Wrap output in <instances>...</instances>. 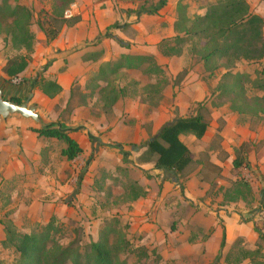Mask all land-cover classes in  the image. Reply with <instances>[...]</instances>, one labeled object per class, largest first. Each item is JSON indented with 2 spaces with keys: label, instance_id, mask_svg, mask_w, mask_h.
I'll list each match as a JSON object with an SVG mask.
<instances>
[{
  "label": "crops",
  "instance_id": "0c3cea01",
  "mask_svg": "<svg viewBox=\"0 0 264 264\" xmlns=\"http://www.w3.org/2000/svg\"><path fill=\"white\" fill-rule=\"evenodd\" d=\"M117 1L77 0L71 12L80 18V22L71 28H63L56 40H46L31 68L34 70L39 61L50 62L44 78L61 88V92L52 97L54 99L36 88L40 90L36 97L44 96L45 106L53 102L51 105L56 107L64 100L56 114L49 107L46 111H38L47 125H58L56 121L72 103L74 87L77 86L86 97L82 104L74 103L69 122L61 124L84 150L80 158L68 162L61 156L65 145L55 139L39 138L32 131L38 128L27 122L30 120L0 117V219L8 217V224H13L19 233L30 234L34 223L46 225L55 217L65 221L64 218L73 213L81 224L91 226L98 238L100 226L105 225L104 219H119L128 226V239L137 238V247L155 252L161 257L162 264H182L195 258L211 264L237 242H242V246L252 252L259 239L251 220L253 212L244 199H225V195L241 179L238 174L241 169L234 167L239 154L257 175L254 182L249 183L252 192L263 186L264 159L259 161L260 168H256L252 165L255 158L252 159L250 152H241L245 145L255 143L257 135L238 133V129L236 133H227L232 129L230 125L224 133H212L209 126L200 140L192 134L182 135L180 140L188 148L192 163L187 176L179 177L172 171L156 168L155 162L138 159L147 151L146 145L156 139L165 126L187 118L190 101H185V93L176 99L174 111L170 109L172 97L169 92L163 99L160 93L157 103L149 111V108L145 109L148 102L141 96L130 97L128 86L120 84L118 87L117 80L113 82L118 93L113 104L111 98H103L107 82L96 81L100 69L117 62L122 55L149 56L162 62L165 57L159 50L160 44L177 36L178 4L187 5L191 10L188 15L193 18L204 16L216 0H200L199 4H194L198 0H168L157 15L142 14L140 17L134 12L129 13L136 10L120 11L123 5ZM246 1L251 13L264 19V0ZM134 20L136 24H133ZM121 21L125 26L119 25ZM115 25L119 28L114 29ZM126 25L133 26L137 36L130 39L131 46L126 44V49H121L119 45L123 43L109 31L120 33ZM130 71L137 70L124 68L118 75ZM219 72L225 73L224 70ZM24 74L28 77V70ZM185 86L194 103L190 93H195L197 85L187 83ZM206 89L204 86L208 95ZM11 95L20 98L22 94ZM225 112L231 113L228 109ZM123 116L136 122L133 129L137 133L129 132L128 125L120 126L123 131L108 126L110 120L121 121ZM57 162L61 168L55 164ZM71 164L73 169L67 177L63 169H70ZM55 166L58 170L53 174ZM263 193L264 190L259 193L260 199ZM1 203H9V206ZM259 203L261 208L262 201ZM3 225L0 220V254L8 250L4 245ZM96 240L93 241L99 239ZM247 264L252 262L248 260Z\"/></svg>",
  "mask_w": 264,
  "mask_h": 264
},
{
  "label": "trees",
  "instance_id": "16d2710c",
  "mask_svg": "<svg viewBox=\"0 0 264 264\" xmlns=\"http://www.w3.org/2000/svg\"><path fill=\"white\" fill-rule=\"evenodd\" d=\"M19 1L0 0V41L4 39L7 44L10 43L13 50L25 52V55L8 60L3 69L8 81L20 78L25 73L31 61L29 53L35 45V35L31 30L33 13L27 7L20 5ZM53 1L52 12L47 17L48 22L39 21V27L48 42L56 40L63 28H71L80 22L79 17L68 16L77 0ZM167 2L168 0H160L150 10L141 7L129 13L134 12L138 17L142 14L157 15L165 8ZM177 12L178 19L175 24L177 36L160 44L161 54L164 57H180L184 48L188 46L192 56L199 59L205 73L210 77L224 70L217 91L220 96L229 99L231 112L252 115L262 122L264 96L249 98L240 80L243 75L235 74L233 71L241 62L250 64L264 62V19L251 13L246 0H216L209 5L204 16L195 15L193 18L189 17L188 6L184 3L178 4ZM46 24L50 29L46 28ZM113 28L117 29L119 26L115 25ZM154 62L153 57L149 56L122 55L117 62L101 68L96 81L107 82V87L103 90V98H111V102L115 103L118 93L113 82L121 69L139 70L149 63L146 73L151 76L163 74V70ZM229 80L232 83L227 84L226 81ZM38 84H41V80ZM166 85L167 81H159L155 85L146 87L145 92L161 93ZM256 88L264 90L261 85H256ZM42 91L52 98L61 92V88L55 82L47 81L42 86ZM12 101L22 104L19 98ZM204 111L207 112V107L201 102L191 110L189 117L177 119L165 126L159 136L146 145L147 151L141 156L142 162H155L156 168L172 171L179 177H186L192 158L180 137L192 134L200 140L205 136L210 121ZM32 131L39 138L55 139L63 143L65 148L61 151V156L68 162L77 160L84 153L64 127L52 126L32 129ZM234 167L237 170L244 168L250 170V163L239 154L234 161ZM262 179L264 183V176ZM131 190L135 191L134 188ZM247 194H252L251 186L241 179L234 185L233 190L227 191L225 199L240 196L246 200ZM261 201V212L264 213V193ZM5 231L4 245L13 248L18 255L15 264H128L126 260L121 259V255L136 254L140 256V263L141 259L148 260L150 257L146 249H134L125 233L111 239V235L117 234L112 225L105 227L100 240L91 241L87 246L82 245L78 238L71 240L67 245L62 244L59 235L62 234L63 229L54 218L48 225L41 227L39 232L22 234L12 225L7 226ZM255 231L260 239L264 238L262 231L256 228ZM224 246L225 236L222 248ZM250 256H252L251 252L244 253V257Z\"/></svg>",
  "mask_w": 264,
  "mask_h": 264
},
{
  "label": "rangeland",
  "instance_id": "374dc122",
  "mask_svg": "<svg viewBox=\"0 0 264 264\" xmlns=\"http://www.w3.org/2000/svg\"><path fill=\"white\" fill-rule=\"evenodd\" d=\"M160 0H118L117 2H120V4L123 5V7H120V11H125L126 9L130 10H137L141 7H145V9H152L154 8L157 3ZM185 0H183L184 2ZM53 0H20L19 4L22 6L27 7L30 9L33 13V22L31 26V30L35 35V45L33 47V50L31 53H29L30 56V64L27 68L28 70V77L23 74L20 79L21 82L14 83L13 81H8L7 77L3 73V69L6 66L8 60L25 55V52L23 51H15L10 46V43L7 44V42L3 39L0 41V88L3 91V94L7 92V95L5 94V98L7 100L15 99L16 97H13L11 93L20 92L22 95H20V98L22 100V104L30 100V106H35L38 108V111H42L49 108L53 110V112L56 114L58 110L61 108V105L64 103V100H60L58 102V105L56 107L52 106L51 104L53 102H49L50 104L48 106H45V98H37L36 94L42 91V86L47 82V78H44V74L49 68L50 62L42 63L41 61L37 62L38 66L34 70L31 71V68L36 63V57L37 55H40L42 52L44 45L46 43V37L44 36L43 32L41 31L39 27V21H42L45 23L48 22V15L52 12L53 7ZM77 2V1H76ZM186 2V1H185ZM200 0H198L197 3L199 4ZM118 3V7L120 6ZM74 6V5H73ZM72 6V7H73ZM72 9V8H71ZM188 13H191V10H188ZM72 14V13H71ZM73 16V14H72ZM133 24H136V20L133 21ZM132 24V25H133ZM119 25L125 26L124 22H119ZM131 25H126L123 31L120 33L116 30H111L109 33L112 35H117V37L120 39L121 44L119 47L121 49H126V44L132 45V42H130V39H134L137 36V31L130 27ZM46 28L50 29V26L46 24ZM60 35V34H59ZM59 37V36H58ZM159 68L163 70V74L159 76H151L148 73L144 72L146 67L149 65V63L145 64L142 69H139L137 71H130L124 74H120L115 78H117L115 81L117 86L119 87L120 84L124 86H128L127 93L130 97H138L141 96L144 101L148 102L149 106L146 105L145 109L150 108L154 106V103H157V99L160 97V93L154 92L153 96L151 93H146V87L155 85L156 82L159 81H167V85L162 90V99L166 92H169L170 96L172 97V100L170 103H172V107L170 108L171 111H174L176 109V99L183 93L185 97V101H190L188 103L189 109L187 112V117L190 116L191 110L195 108L199 103L203 102L205 103L207 107V112L204 114L208 117L210 121V128L213 131L212 133H218L219 131L224 133L225 128L230 125L232 127L231 131L227 133H236V129L238 133H255L257 135V138L255 139V143L244 146L241 150L243 153L250 152L252 159L253 157V167L259 166V161H263L264 159V118L261 119L262 122L259 120V118H256L252 115H240L237 113H233L230 110V102L229 99L226 97L220 96V93L217 91L218 84L220 82V79L222 77V73L218 72L215 74V76L210 77L209 74L205 73L204 66L201 62H199V59L195 56H192L191 49L186 46L183 50V54L180 57H165V59L162 60V62H154ZM26 70V71H27ZM235 74H241L243 75V78H241V83L245 86V89L247 91V95L249 98L253 99L255 97H263L264 96V90H259L256 88V85H261L264 88V62L260 64H250V63H240L236 67V69L233 71ZM26 77V78H25ZM26 79V80H25ZM15 80V79H14ZM41 80V84H38V81ZM29 82V83H28ZM136 82V85H133ZM36 83V84H35ZM190 85H197L195 88V93H190L193 95V101L191 102L190 96H188V90L185 88V84ZM227 84L232 83V81H226ZM24 85H27V88L24 87ZM39 85V86H38ZM207 87L206 90H208L207 93L203 90V87ZM37 87L40 88V90L36 89ZM11 92V93H9ZM31 94H33V97L30 99ZM150 96V97H149ZM147 97L149 100H147ZM50 98V97H49ZM55 98V97H54ZM50 98V99H54ZM155 99V100H153ZM165 99V98H164ZM71 100L72 103L67 107V109L61 114V119H58L56 123H58V126L61 127L64 124H67L69 122V118L73 114V107L74 103L82 104L86 97H84L83 93H81L78 90V87H74L72 89L71 93ZM152 100V101H151ZM45 101V102H44ZM165 101V100H164ZM60 105V106H59ZM186 105V107H188ZM229 110L231 113L225 112V110ZM20 119L19 115H13L10 116L8 119L12 118ZM26 121V120H25ZM32 126L41 128V125L36 124L32 120L27 121ZM44 125H47V121H43ZM63 124V125H61ZM54 125V124H53ZM114 126V128H117L121 131H123L121 125L127 126L130 128L129 132L137 133V131L133 128L136 127V122L133 120H129L128 118H123L121 121H112L108 123V126ZM56 126V125H55ZM66 128V127H65ZM67 129V128H66ZM263 155V156H262ZM138 161H142V157L138 159ZM58 164V167L61 168L60 163ZM70 169H63L64 174L68 177L73 169V165L71 164L69 166ZM255 168V169H256ZM58 168L55 166L52 169V173H56ZM254 170V169H253ZM249 170V169H242L238 172L240 175L239 177L245 182L250 183L251 181L254 182V180L257 178L255 171ZM260 173V172H259ZM65 177V176H64ZM62 177L61 179H64ZM240 179V180H241ZM67 180V179H66ZM264 190V183L263 186L257 187L256 192H252V194H247L245 197L247 202L249 204V210L253 212L252 222L254 225V228L259 229L264 233V214L260 211L259 201H261L260 197L258 196L259 193ZM117 196V195H116ZM114 197V196H113ZM234 197V198H239ZM241 198V197H240ZM111 201V199H110ZM3 206H9V203H1ZM255 211V212H254ZM55 217V216H54ZM56 218V219H55ZM56 223L60 226H62V234L59 235L61 239V243L64 245L69 244L71 240L78 238L81 240L82 245L87 246L90 244L93 240H100L103 236V231L107 225L114 226V229H116L117 234L111 235V239L116 238L118 234H127V239L129 237L128 234V226L119 219H104L103 223L105 225L100 226V230H98L100 233L99 238L96 235V231L93 232L91 230V226H86V224H81L82 222H79L77 218L75 219V216L73 213L71 215L66 216L64 219L65 221H62L55 217ZM46 224L48 225L51 220ZM3 222V226L6 228L9 226V219L8 217H2L0 219ZM96 219H94L95 221ZM119 220V221H118ZM45 222V221H43ZM86 223V220H84ZM46 223V222H45ZM90 223V222H88ZM87 223V224H88ZM32 227L30 234L39 232L41 227L46 226L42 225L40 222ZM13 226V224H11ZM15 227V226H13ZM93 227V226H92ZM127 227V228H125ZM97 229V227H95ZM94 229V230H96ZM17 230V229H16ZM94 233V234H92ZM6 234V231H5ZM119 236V235H118ZM96 240V241H97ZM129 240V239H128ZM134 240V241H133ZM137 238H130V241H132V245L134 249H140L141 247H137L136 241ZM145 249V248H144ZM147 250V249H146ZM148 254L150 255L148 260L141 259V263L146 264H162L161 257L156 256L155 252H151L147 250ZM248 252L247 249H245V246H242V242H237L233 246V248L229 252H225L226 257L224 258L223 253L220 254V256L212 261L211 264H236L238 262H243L242 264H247L248 260L252 262V264H264V238L258 239L257 244L255 248L252 250V256L249 258L244 257V253ZM139 257L136 254H124L121 255V259L126 260L128 264H141L139 262ZM2 258H5L4 260ZM18 259L17 253H15L13 248H8L7 251H2L0 254V264H5L7 261L8 264H15L16 260ZM207 264L204 261L200 259H193V261H186V263L182 264ZM239 263V264H241ZM167 264H178L176 262L167 263ZM180 264V263H179Z\"/></svg>",
  "mask_w": 264,
  "mask_h": 264
},
{
  "label": "water",
  "instance_id": "95a60500",
  "mask_svg": "<svg viewBox=\"0 0 264 264\" xmlns=\"http://www.w3.org/2000/svg\"><path fill=\"white\" fill-rule=\"evenodd\" d=\"M33 97L31 94L30 99ZM30 100L23 104H18L12 100H7L4 97L3 91L0 88V117L2 119H8L10 116L19 115L23 119L32 120L38 125H41V128L52 127L55 125H44L42 119L37 113L35 106H30ZM59 127L58 125H56Z\"/></svg>",
  "mask_w": 264,
  "mask_h": 264
},
{
  "label": "built area",
  "instance_id": "2783aa9c",
  "mask_svg": "<svg viewBox=\"0 0 264 264\" xmlns=\"http://www.w3.org/2000/svg\"><path fill=\"white\" fill-rule=\"evenodd\" d=\"M72 12H70L69 14H68V16H72V14H71ZM13 82L14 83H16V82H21V79L20 78H17V79H15V80H13Z\"/></svg>",
  "mask_w": 264,
  "mask_h": 264
}]
</instances>
